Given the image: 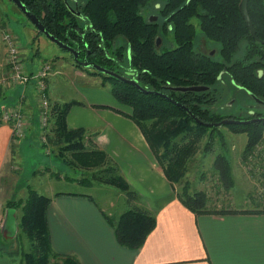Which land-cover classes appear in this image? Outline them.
I'll return each mask as SVG.
<instances>
[{"label": "trees", "instance_id": "trees-1", "mask_svg": "<svg viewBox=\"0 0 264 264\" xmlns=\"http://www.w3.org/2000/svg\"><path fill=\"white\" fill-rule=\"evenodd\" d=\"M19 1L43 23L50 35L77 51L83 50L89 62L121 76L129 69L141 87L159 93L144 94L130 84L94 73L111 83L115 99L131 110L130 118L141 130L171 184L182 182L190 161L206 138L205 154L213 151L216 144L222 149L213 163L217 181L223 189H232L234 179L227 156V140L219 128L208 125L224 119L249 121L264 118V114L226 116L213 112L211 107L217 102V87L225 76L264 101V0H248L257 39L251 35L240 11L242 0ZM151 10L156 11V16L146 17L144 11ZM152 18L156 20L151 21ZM195 20L200 22L205 37L221 46V60L195 51ZM165 37H172L175 47L160 51L158 41ZM194 86H205L210 90L198 93L171 91L172 87ZM174 102L189 109L198 121ZM76 104L75 101L53 104L47 138L50 141L57 138L64 143L59 148V156L64 159L65 154H70L72 161L64 159L67 166L88 171L98 169L90 180L82 181L85 185L96 182L116 187L126 194L130 204L137 202L138 194L131 190L108 155L97 147L88 149L85 146L86 130L68 128L67 115ZM227 127L232 134L247 136L243 151L246 163L263 141L264 121ZM178 198L195 215L254 213L210 208L206 191H192L189 183ZM50 204L51 198L31 189L27 200L7 202V208L21 209L23 215L19 227L32 243L31 252L25 254V264H80L73 257L58 256L53 252L48 224ZM109 222L118 243L131 250H139L156 226L155 218L138 207L124 212L117 222L110 219Z\"/></svg>", "mask_w": 264, "mask_h": 264}, {"label": "crops", "instance_id": "crops-1", "mask_svg": "<svg viewBox=\"0 0 264 264\" xmlns=\"http://www.w3.org/2000/svg\"><path fill=\"white\" fill-rule=\"evenodd\" d=\"M1 44L0 39V184L5 176L12 175L14 144L43 133L33 83L13 86L4 82ZM37 69L38 66L31 70ZM48 89L51 103L66 104L59 100L61 96L51 95L50 85ZM75 102L67 115L68 128L86 130L92 145L108 155L131 190L138 194V201L132 204L124 197L126 208L118 219L127 210L138 207L155 218L156 226L139 250L121 246L109 222L112 218L109 211L116 206L106 199L104 191L112 186H87L83 179L74 178L76 186L90 189L89 193L52 191L47 196L51 198L50 241L56 255L73 257L80 264H264L263 196L252 200L257 205L255 209L226 208L254 212L251 214L195 215L179 200L174 185L130 118V111L119 109L115 99L107 104ZM13 107H20L30 119V127L20 141L14 138L12 126L3 120L4 111ZM5 197L0 185V240L4 244L13 239L3 231L8 213ZM0 264L11 263L0 255Z\"/></svg>", "mask_w": 264, "mask_h": 264}, {"label": "rangeland", "instance_id": "rangeland-1", "mask_svg": "<svg viewBox=\"0 0 264 264\" xmlns=\"http://www.w3.org/2000/svg\"><path fill=\"white\" fill-rule=\"evenodd\" d=\"M144 14L147 17L156 16L157 13L155 10H151V12L144 11ZM193 23L197 31L195 51L214 57L217 61L221 60V46L205 37L200 30V22L198 20L193 21ZM5 35L11 36L16 40L23 70L28 75H36L47 66L52 68L47 85L48 87L50 85L51 95L61 96L59 100L63 103L80 101L85 105L89 103L107 104L109 101L115 99L111 92V83L105 81L103 76L94 74L95 70L92 68L77 67L73 55L68 51L60 49L45 36L39 35L36 28L10 0H0V39L1 45L4 46L2 65L4 66L3 70L6 72L4 79L8 78L12 72L11 65L9 64L8 48L4 42ZM174 47L175 44L172 37L163 38L158 46L160 51ZM36 66H38V69L32 71L31 69ZM132 75L134 76L135 74L129 69L123 72V76L126 78L131 79ZM31 83H33L34 87L35 81L32 80ZM217 98L215 106L211 107V109L215 113H221L226 116L248 117V109L258 107L259 105L264 107L263 100L254 97L249 92L238 87L227 76L220 81L217 87ZM115 101L117 102L115 105L119 109L130 111L131 113L129 108L123 106L116 99ZM85 102L88 103L86 104ZM50 128V126L49 129L47 128L48 131ZM219 129L227 140V156L230 158L232 164L234 179L232 189L229 191L226 189L222 190L223 186L217 181L218 178L213 170L215 158L222 152L221 147L219 144H216L213 151L205 154L204 148L207 142L205 138L200 145L198 154L190 161L188 171L182 182L180 184H173L175 190L180 195L183 192L185 184L189 183V188L192 191L201 189L206 191L210 208L219 210L229 207L255 209L257 205L252 200L261 196L260 193L263 191L264 186L263 182L254 174L255 166H253L254 170H250L243 160L247 136L245 134H232L227 126ZM48 131L43 130L41 135H35L27 142L24 139H20L22 141L19 145L17 143L14 144L16 158L10 164L12 175L5 176V181H2L0 184L3 192L6 193L5 198L8 202L27 200L30 189L39 195L45 196H49L52 191L66 192L73 190V192L89 193L90 189L87 191L85 187L78 188L73 179L84 180L87 178L90 180L98 169L88 171L78 167L67 166L64 163V159L67 162L72 161L70 154H65L64 159L59 156V148L63 147L64 143L57 138L50 141L51 139L47 138L49 136ZM84 143L88 149L95 148L94 144L92 145V141L88 139L87 134ZM57 175L60 178H57ZM49 180L50 182H48ZM72 183L75 186H72ZM94 184L98 183L92 182V185ZM106 188L107 190H104L106 199L113 203L112 206H116L114 210L110 209L109 211L112 213L111 220L117 222L120 213L126 208L123 200L127 196L116 187ZM102 189H104V186H102ZM96 200L102 204V201H99L98 197H96ZM101 206L103 207V205ZM6 209L9 210L7 207ZM22 215L21 209H18L16 211L17 236L9 239L5 244L2 242V239L0 240V255L7 257L11 264H25V254L30 253L32 250L31 241L19 227Z\"/></svg>", "mask_w": 264, "mask_h": 264}, {"label": "built area", "instance_id": "built-area-1", "mask_svg": "<svg viewBox=\"0 0 264 264\" xmlns=\"http://www.w3.org/2000/svg\"><path fill=\"white\" fill-rule=\"evenodd\" d=\"M4 42L8 48L9 64L11 65L12 71L11 75H9V77L6 78L4 82L13 86H26L31 83L32 80L35 81V97L40 106V126L42 130L48 131L50 117L53 110V103H51L49 97L47 80L49 79L52 68L47 66L46 68L39 71V73L36 75H28L23 70L16 40L11 36L5 35ZM3 120L12 126L13 136L18 140L24 137L25 133L30 127V119L20 107H13L5 110L3 114ZM245 165H248V169L250 170L255 169L254 174L259 180L263 182L264 186V138L263 141L256 147L254 152L248 157ZM253 166H255L254 169ZM260 195L264 197V188Z\"/></svg>", "mask_w": 264, "mask_h": 264}, {"label": "water", "instance_id": "water-1", "mask_svg": "<svg viewBox=\"0 0 264 264\" xmlns=\"http://www.w3.org/2000/svg\"><path fill=\"white\" fill-rule=\"evenodd\" d=\"M18 9L19 11L29 20V22L36 28V30L43 34L47 39H49L51 42H53L54 44H56L60 49L64 50V51H68L69 53H71L74 57V61L77 65H81L83 68H92L94 69L96 72L101 73L105 76L114 78L118 81L130 84L134 87H136L139 91H141L144 94H159L157 92H153V91H149L147 89H144L143 87H141L138 83V81L136 79H130V78H126L123 77L121 75H119L116 72L110 71L108 69H105L95 63H91L88 62L87 60H85L84 62H80L79 57L81 55V53L77 50H75L74 48L70 47L69 45L59 41L58 39H56L55 37H53L52 35H50L43 23L35 16L33 15L29 9L23 4L21 3V1L19 0H10ZM240 11L250 29L251 35L256 38V32L253 26V23L251 21L250 15H249V11H248V0H242L240 3ZM78 16H81V14L77 13ZM156 20V18H152L151 21ZM257 39V38H256ZM160 44V40L158 41V45ZM210 88L209 87H205V86H194V87H172L171 91L173 92H179V93H198V92H206L209 91ZM166 98H168L170 101L171 98L162 95ZM255 97V96H254ZM175 104H177L178 106H182L181 104H178L176 102H174ZM184 109H186L188 111V113L190 115H192V113L189 111V109H187L186 107L182 106ZM193 119L195 121H198L196 119L195 116H193ZM264 121V118H255L249 121H240V120H233V119H224L219 123H212L209 124V127H213V128H221L223 126H228V125H248V124H252V123H256V122H262ZM3 231H5L7 233V236L9 238H15L17 236V231H18V224H17V219H16V210L15 209H9L8 213H7V217L3 226Z\"/></svg>", "mask_w": 264, "mask_h": 264}, {"label": "flooded vegetation", "instance_id": "flooded-vegetation-1", "mask_svg": "<svg viewBox=\"0 0 264 264\" xmlns=\"http://www.w3.org/2000/svg\"><path fill=\"white\" fill-rule=\"evenodd\" d=\"M76 9V8H75ZM79 52L81 53L80 57H79V60L80 62H84L85 60H88L87 56L85 53H83V50H79ZM76 66H81V65H77ZM82 67V66H81ZM96 72V71H95ZM133 76V75H132ZM133 79V77H131ZM247 113H249V116H256L258 114H262L264 113V107L262 106H258V107H252L251 109H248Z\"/></svg>", "mask_w": 264, "mask_h": 264}]
</instances>
